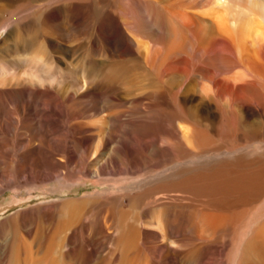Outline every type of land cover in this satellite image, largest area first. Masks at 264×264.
Returning a JSON list of instances; mask_svg holds the SVG:
<instances>
[{"label":"bare ground","instance_id":"6f19581e","mask_svg":"<svg viewBox=\"0 0 264 264\" xmlns=\"http://www.w3.org/2000/svg\"><path fill=\"white\" fill-rule=\"evenodd\" d=\"M92 1L0 0L1 15L6 7L10 11L9 17L0 16V28H10L4 40L8 47L0 46V81L15 80L16 84H22L15 78L23 79V76L17 77L12 70L20 62L28 63V76L24 78L25 83L23 82L22 86L28 92L27 103L31 105L34 101L32 96L37 92L36 87L45 83L50 70L58 62L65 61L76 68L81 67L85 59L89 60L91 66L98 67L106 64L112 66L119 62L128 63L130 58L124 59L123 56L130 53L121 51L122 54H112L110 59L107 57L100 62L90 55L92 50L85 52L84 45L78 43L64 48L66 58H58L53 52L45 49L47 44L51 48L55 47L48 35V32L53 30L50 23L54 21V27L63 35H80L77 31L80 16L86 14L87 6L91 12L89 15L95 17L99 14L101 18L105 17L116 33L123 32L133 43L136 41L137 46L138 43L142 44L138 49H144L145 56L142 59L144 63L139 65H149L152 68L157 58L151 63L150 47L147 42L142 43L138 35L144 32L150 34L149 31L153 28L161 33L159 13L166 11L167 18L176 26L173 27V41L168 44L159 42L160 47L163 46L168 51V55L164 56L165 62L160 61V70L163 73L168 72V69L163 67L171 63L174 54L179 56L177 62L180 64L172 65L169 71H172L171 68H178L182 75L190 71L189 65H184L187 61L205 62V66L211 69L208 70V80L202 82L200 87L197 86L202 94L199 95L201 109L198 110L195 122L199 124L207 121L209 126L211 124L214 128L216 122L227 123L237 116L244 125L233 134L234 137L245 138V142L217 147L207 144L198 146L188 142L190 137L195 136L194 127L191 130L184 126L181 141H175L178 134L173 129L166 130L164 134L162 127V130L158 128L156 137L151 136V143L149 140L144 141L142 147L146 149L145 155L140 152L139 144L132 146L126 138L114 137L115 142L111 150L106 152L104 161L96 168V174L114 167L117 163L116 156L120 159L130 158L133 168L135 167L136 171L146 170L145 175L158 172L155 168L158 162L165 166L167 163L175 165L178 162L182 165L175 166L176 168H172L159 180H148L147 184L139 186L144 189L140 195L147 194L148 197L139 199L140 202L130 200L132 203L127 209L122 205L120 197L106 196L100 199L101 205L108 206L112 211L113 223L112 227L102 228L103 236L98 245L90 247V241L84 242L83 249L87 248L86 256L90 253L93 254L92 257L99 256L101 260L97 264H150V261L156 264L159 260L166 262L165 259H168L170 264H181L177 259L187 254L196 264H211L206 262V259H211L212 250L220 247V240L226 243L232 252L237 253L241 249L238 243L245 237L247 239L243 244L238 264H264V158L258 151V148H264V0H120L119 7L116 6V0H112V5L107 4L109 0H95V10L91 7ZM123 6L125 10H120ZM196 8H199L200 12ZM114 12L120 13L122 18L120 15L114 16ZM89 23L98 24L97 18L89 19ZM81 27L86 29L82 23ZM127 30L134 34L137 40L131 39V35L125 32ZM20 31H24L26 40L21 41L23 36L20 37ZM16 34L18 40L14 42L13 37ZM24 43L27 44L25 47L22 46ZM188 43L192 45L182 51V47ZM161 50L158 51L159 56ZM41 65L47 66L43 71L45 75L38 74L37 68ZM80 84L74 93L68 92L69 97L80 96L79 91L85 87L82 73ZM176 98V103L181 106L182 111L178 119H188L187 105L191 99L188 97L182 101L179 97ZM213 128L211 131L216 129ZM108 136L107 142H103L104 145L101 143L102 147H107L108 141L111 142L113 135ZM161 140L162 143H159ZM254 143L258 145L257 149L253 147ZM147 153L154 156L156 163L148 160ZM45 161L47 164L44 169L35 168L34 173L31 172L28 176L38 179L43 176L52 177V172L55 171L52 161ZM83 171L85 174L90 172L88 167ZM2 176L4 181L9 179L7 175ZM15 185L18 186L19 183L15 182ZM158 194L162 196H157ZM87 201L60 203L62 221L59 229L47 235L43 242L34 241V247L31 248H23L22 242L17 243L20 245L10 254L14 259L11 264H68L67 259L72 261L75 257L72 260L70 258L76 255L77 246L75 244L68 249L67 241L77 236L74 229L83 222L85 212L91 209V206H97L95 202ZM24 213L29 212H17L7 221ZM3 225L4 223L0 226V256L6 258L9 254L5 251L7 247L3 250L1 247L5 244V236L15 233V227L8 224L4 228ZM67 231L71 237L66 235ZM62 232L65 235H61ZM159 238L163 241L160 242ZM13 239L15 241L17 238ZM108 241L113 243L111 248L107 245ZM117 252L121 253L120 257L116 255Z\"/></svg>","mask_w":264,"mask_h":264},{"label":"rangeland","instance_id":"374dc122","mask_svg":"<svg viewBox=\"0 0 264 264\" xmlns=\"http://www.w3.org/2000/svg\"><path fill=\"white\" fill-rule=\"evenodd\" d=\"M94 2L95 0L91 2V7L95 10ZM108 2L107 4L112 5V0ZM116 4L119 7L121 1L116 0ZM88 8L89 6H87L88 11H85L86 14L80 16V26L79 23L77 24L79 26L77 31L80 32V35H63L61 31L56 30L54 27L56 22L51 19L54 21V24L50 23L53 30L50 33L48 32V35L53 40L55 47L51 48L47 44L48 47L46 46L45 49L47 48L53 52L58 58H66L64 48L78 43L84 45L85 52L86 50H92L90 55L100 60V62L107 57L110 59L112 54H122L121 51L130 53L127 56L122 55L125 57L124 59L130 58L128 63L119 62L112 66L106 64L98 67L91 66L89 60L85 59L81 67L76 68L65 63V61L58 62L52 67L51 73L49 72L48 77L44 80L45 85L36 87L37 92L36 95L32 96L34 101L31 105L27 103L28 92L22 86L24 78L28 76L26 72L28 63L20 62L12 70V73L16 74L17 77L23 76V79L15 78L19 79V83L22 84H16L15 80L0 81V226L4 223L2 226L4 228L8 224L15 227V233H12V235L9 233L5 236V244L1 249L7 247L5 251H8L9 254L6 258L0 256V264H11L14 259L12 258L13 255L10 254L20 245L17 243L22 242L24 244L21 245L23 248H31L34 247V241L35 243L36 240L38 242L45 241L47 235L53 234L60 227L62 215L59 204L79 200L95 202L97 206H91V209L85 212L83 222L77 225V229H74L77 231L75 232L77 238L73 237L67 241V248L71 249V246L76 244L77 251L76 255H73L70 259L75 258L72 261L67 259L66 262L68 264H97L101 260L99 256L95 257L94 255L92 257V253L88 254L87 257V248L84 247L83 249L87 241H90V247L98 245L103 236L102 228L112 227V211L108 209V206L101 205L100 199L106 196L120 197L122 205L127 209L133 200L140 202V200L148 197L147 194L140 195L144 189L139 186L147 184L148 180H159L169 173L172 168L182 165L180 162L175 165L174 163H167L166 166L159 162L156 163L154 156L147 153V157H150H148V160L156 163L155 168L159 171L165 169L164 172H166L161 174H158L159 171L150 172L145 175L146 170L136 171L135 167L133 168L130 158L120 159L119 156H116L117 163L115 162L114 167L96 174V168L104 161L106 154L111 150L116 136L126 138L132 146L139 144L140 152L145 155L146 149L142 147L144 141L148 142L149 140V143H151V136L156 137L158 128L162 130V127L164 134L169 129H173L178 134V136H175V141H181L180 136L184 126L191 130L194 127L196 130L194 131L195 138L190 137L188 142H193V145L196 143L198 146L207 144L210 147H217L218 145L225 146L231 143L245 142V138L234 137L235 132L242 129L244 125L237 116L227 122L228 124L216 122L214 127L216 129L211 124L209 126L207 121L199 124L195 122L198 110L201 109L199 95L202 93H200L199 87L209 77L208 70L210 67L205 66V62L187 61L184 65H189L188 69L190 71L182 75L181 72H178V68H171L172 71H169V67L172 65L177 66L180 64V62H177L179 56L174 54L171 57V63H167V66L163 67L168 69V72L163 73L160 70V61L161 63L162 61L165 62L164 56L168 55V51L165 47H160L159 42L168 44L173 41L176 26L167 18L168 13L166 11L159 13L160 18L158 20L160 29H162L161 33L153 28L152 31H149L150 34L144 32L141 33L142 35H138V39L142 43L147 42L150 47L149 57L152 60L151 63L154 59H158L155 63L153 62L154 67L151 68L148 64L147 67L139 65L144 63L142 59L145 56V51L142 48L138 49V46L142 44L138 43L137 46V42L133 40V43L123 32L116 33L114 28L109 26L105 17L101 18L99 14L95 17L89 15L91 12ZM119 9L125 10L124 6ZM196 9L200 12L199 8ZM114 14V16L120 15L122 18L120 13L114 12ZM3 15L5 17L10 16L8 7L4 9L2 15L0 13V16ZM96 18L98 24L89 23V19ZM109 20L113 21L112 18H109ZM81 23L84 27L86 26L85 30L81 27ZM96 25L98 26L96 27ZM74 26L76 27V24ZM9 29L6 26L0 28L1 47L7 46L4 44V40L9 34ZM127 31L125 32L131 35V39L135 38L137 40L134 34ZM20 33V37L23 36L21 41L26 40L24 31H20ZM15 40H18L17 34L13 37L14 42ZM26 45L24 43L22 46L25 47ZM190 45L192 43L183 46L182 51L187 50V46ZM195 46L197 47L196 43ZM159 50L162 52L160 56L163 60L160 59ZM41 66L37 68L38 74L45 75L43 71L47 66ZM159 72H162V74ZM81 73L84 76L85 87L79 91L80 96L71 98L68 96V92L74 93L75 89L80 87ZM224 77H226V73H224ZM176 97H179V100L182 101L187 100L188 97L191 99L187 105L188 119H178L182 115V111L181 106L176 103ZM39 119L40 122H38ZM212 128L214 131H211ZM111 134L113 135L111 142L108 141L107 147H102L101 143L107 142L108 135ZM159 143H162V140ZM252 145L254 149H257L258 145L256 143ZM258 151L264 158V148H258ZM45 160L52 161L51 164L55 169L52 172L54 175L48 178L43 176L44 178L41 179L29 177L28 175L31 172L34 173V170L45 168L47 164ZM22 167L24 172L21 170ZM87 167L90 170L89 174H85L83 171ZM3 174L7 175L9 179L4 181ZM15 182L19 185L16 186ZM157 196L161 197L162 194ZM25 211L29 213H24L21 215L22 217L7 221L10 219L9 217L12 218L17 212ZM84 223L86 226L83 227ZM61 235H65L64 232ZM66 235L70 236L71 234L67 231ZM19 236L22 237L19 238ZM13 238L17 239L13 241ZM246 239L242 237L244 242L239 241L238 244H240L241 249L237 253L232 252L227 248L228 245L220 240V247L212 250L211 259H206V262L211 264H238ZM72 240L74 243L71 242ZM159 241L162 242L163 240L159 238ZM107 245L111 248L113 243L108 241ZM116 255L120 257L121 253L117 252ZM159 259L165 258L159 257ZM165 260L166 262L159 260L156 264L170 262L168 259ZM177 262L196 264L194 259L187 254L179 256ZM256 262L257 259H255ZM150 264L153 263L150 261Z\"/></svg>","mask_w":264,"mask_h":264}]
</instances>
